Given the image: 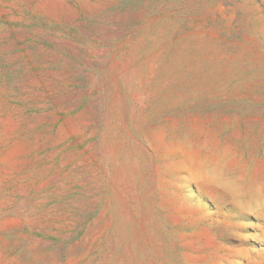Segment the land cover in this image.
Listing matches in <instances>:
<instances>
[{
    "label": "rangeland",
    "instance_id": "1",
    "mask_svg": "<svg viewBox=\"0 0 264 264\" xmlns=\"http://www.w3.org/2000/svg\"><path fill=\"white\" fill-rule=\"evenodd\" d=\"M0 264H264V0H0Z\"/></svg>",
    "mask_w": 264,
    "mask_h": 264
}]
</instances>
